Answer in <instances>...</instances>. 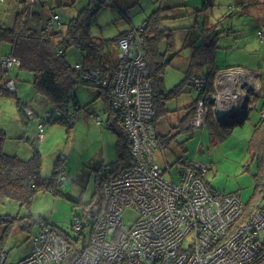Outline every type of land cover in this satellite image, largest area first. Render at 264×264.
Returning <instances> with one entry per match:
<instances>
[{"label": "rangeland", "instance_id": "obj_1", "mask_svg": "<svg viewBox=\"0 0 264 264\" xmlns=\"http://www.w3.org/2000/svg\"><path fill=\"white\" fill-rule=\"evenodd\" d=\"M13 1L2 2L3 8L6 9L4 17H7L8 14L13 15L17 9V3H13ZM69 1L70 4L67 6L56 7L60 20L63 22L76 16L89 2V0ZM193 2L198 4L197 23L199 25H202L207 18L214 17L215 20V13L223 14V16L219 15L217 19L221 20L217 30L224 32L218 39L219 56L216 60L218 67L223 69L226 66H243L246 70L260 72L264 81V3L254 10L259 15L260 19L258 20L251 14L242 15L240 18L236 17V12L243 8V5L228 7V4L234 5V0L206 6V9L203 8L201 0H193ZM122 6L126 8L129 21L122 18L114 7L102 5L92 20L90 34L96 39H101L103 44L108 41L112 44L111 40L118 34L139 28L153 11L162 6V2L160 0H124ZM172 12L178 13L179 11ZM195 18L194 14H190L183 18H173L175 21L170 19L172 22L169 26L178 27L173 34V44L175 50L180 51L181 57L174 58L172 65L165 68L164 86L167 90L174 88L185 77L183 68L187 64H185L184 58L189 57L190 47L184 43L186 35L190 42L191 37L197 32L192 31ZM231 27L235 31L228 40H225L224 35ZM236 38L238 39L235 40ZM6 50L7 46L1 47L2 53ZM104 51L108 53V48L105 47ZM67 59L73 66L76 62H81V53L71 48L68 50ZM22 73L16 67L9 71L11 78L16 82L17 95L21 102L32 108L39 116L34 114L27 118L22 117L17 112L15 100L2 98L0 100V125L8 130L4 151L27 159L32 150L37 148L41 154L40 174L42 177L52 176L54 164L59 159H63L67 177L57 187L60 191L57 194L48 190L38 191L28 206L21 207L17 201L12 199H7L0 205V215L2 216L11 218L25 216V220H30L31 223L33 220L36 221L30 230L16 224L15 226L19 227H15L10 236L5 239L4 247L8 253L6 264H17L20 259L29 254L32 239L43 222L55 225L72 239L77 238L78 235L72 230L74 220L84 217L89 208L97 202L101 203V198L99 199V196L96 198L95 195L97 174H101L100 167L117 159L116 134L105 125L107 113L104 111L102 98L93 99V95L86 90L88 88L85 86L80 85L77 88L81 109L74 110L75 106L72 104L69 107L75 114L73 126L68 128L67 125L60 123L45 124L43 134L39 137L37 128L39 117L44 116V110H52L53 106L48 101L44 104V98L37 94L31 82L22 78ZM17 74H19V80L16 79ZM243 79L240 86L234 87L233 90L225 89L223 93L232 97L238 93L237 89L239 88H241L240 93L245 88L255 87L260 83L261 76L256 73H246ZM244 84L247 85L242 88ZM263 86L262 82L260 88L254 89L257 96L264 95ZM188 89L191 90L192 97H189V93H183V96L179 98L166 101L168 114L166 112L164 114H167L166 116L158 117L160 122L157 127L160 134L169 135V120L176 119L180 110H183L187 98L193 100L197 98L198 91L190 86ZM43 105L45 106L43 107ZM253 106V101H250L247 105V116L243 122H236L231 126L220 125L221 129L228 132L222 141L211 140L204 127L196 131H190L191 128L186 130L183 125L181 128H177L174 136L175 142L179 145L175 143L169 150H166L167 162L174 180L177 181L178 178L180 166L178 159L190 160L205 168L203 180L209 188L226 193L236 192L242 202L247 203L254 194V174L257 171V161L249 148L254 125L260 119L258 108L255 109ZM16 114L20 119L19 126L15 122ZM24 119L25 123L22 122ZM183 124L187 125L188 121L187 123L184 121ZM25 129L27 130L25 136L29 138V141H24L21 137ZM155 162L161 170H164V179L171 181V176L158 153H155ZM134 215L132 210L127 213L130 218ZM86 234H89V230L86 231Z\"/></svg>", "mask_w": 264, "mask_h": 264}, {"label": "built area", "instance_id": "obj_2", "mask_svg": "<svg viewBox=\"0 0 264 264\" xmlns=\"http://www.w3.org/2000/svg\"><path fill=\"white\" fill-rule=\"evenodd\" d=\"M37 2L28 0L29 4ZM53 18L56 20V15ZM117 45L118 66L110 81L98 68L84 71L80 62L72 67L107 90L109 103L120 112L130 137L131 164L118 176L101 182L99 208L90 207L84 217L74 220L72 230L78 237L73 249V239L43 222L29 254L17 264L251 263L264 242V201L260 198L244 215L239 194L209 188L203 180L205 168L195 162H179L178 178L174 180L156 126L155 90L140 31L121 36ZM16 63L11 57L2 61L4 68ZM237 72L241 70H231L232 74ZM221 77V73L216 74L214 85L221 83ZM189 80L198 90L206 85L202 75H191ZM6 87L15 90L12 81ZM212 98L217 101L221 94L210 96L208 103ZM206 104L203 97L196 102L188 124L192 131L203 127ZM210 106L214 111V105ZM39 131L41 137L42 125ZM155 153L164 162L171 181L164 179ZM56 176L60 183L67 176L63 159ZM131 210L135 215L130 218L127 213ZM5 261L6 255L1 253L0 264Z\"/></svg>", "mask_w": 264, "mask_h": 264}, {"label": "trees", "instance_id": "obj_3", "mask_svg": "<svg viewBox=\"0 0 264 264\" xmlns=\"http://www.w3.org/2000/svg\"><path fill=\"white\" fill-rule=\"evenodd\" d=\"M5 1L0 0V100L2 98L15 100L17 112L22 117L27 118L35 114L31 108L21 102L17 95L16 82L9 74L10 69L15 67L20 73L23 72L22 78L31 82L37 94L53 106L52 110L44 111V116L39 117L38 131L39 125H42L43 131L45 124L60 123L67 125L68 128L73 126L74 119L72 117L75 118V114L73 109L70 110L69 107L72 104L75 106L74 110L81 109L77 97L78 86L87 87L86 90L93 95V99L102 98L104 111L107 113L105 125L116 134L117 159L100 167L101 174H97L96 179V198L98 196L99 199L101 198L100 186L102 181L118 176L131 164L129 154L130 137L123 127L120 112L109 103L107 90L85 79L69 63L67 53L71 48L81 53L80 63L84 71L98 68L102 72V76L110 81L118 66V39L132 30H139L155 90L154 110L156 118L167 112L164 108L166 100L177 98L180 94L187 92L189 86L196 89L189 80L191 75H202L206 78V85L200 90L196 89L198 91L197 99L194 104L188 107V114L184 117V121H190L195 112L196 102L203 97L207 100L203 127L207 129L210 139L214 142L226 138L228 132L220 128L210 106L211 103H208L209 97L215 93L214 82L216 73L219 70L215 66V53L221 31H218L216 26L206 27L204 22L199 25L197 20L195 21L192 29L198 27L199 32L196 34L195 42L187 45L192 51L185 77L174 88L170 90L164 88L165 68L172 65L174 58L180 55V51H176L173 44V34L178 27L169 26V24L175 21L173 18H183L192 14L187 9L180 14H178L179 12L173 13L172 11L181 9L180 2L172 6L170 3L175 0H160L162 6L153 11L139 28H133L118 34L111 40L112 44L109 41L103 44L101 39H96L90 34L89 29L92 20L101 6L107 5L114 7L122 18L129 21L125 11L126 8L122 6L124 0H89L88 4L76 16L65 22L60 20L56 7L69 5V0H38L37 3L33 4H29L28 0H14L13 3H17V9L13 15L8 14L7 17H4L6 9L3 8L2 2ZM207 5L208 1L205 0L203 8H206ZM198 11L196 9V12ZM54 15H56V20L53 18ZM2 46H7L4 53L1 52ZM105 47L108 48V53L104 51ZM6 57H11L17 60L18 63L9 68H4L2 61ZM16 79L19 80V74H17ZM10 81L14 83V91H9L6 87ZM253 103V107L259 110L260 119L254 125L249 148L257 161V171L254 174V194L244 204V215H247L251 206L259 198H264V97L258 100L257 96V98H254ZM28 111H30L29 114ZM246 116L247 112L245 118ZM22 122L25 123V119ZM6 139L7 131L0 125V205L5 200L12 199L17 201L21 207L28 206L38 191L48 190L54 194L59 193L57 187L61 183L57 181L56 175L61 160L55 162L51 177H42L40 174L42 160L39 150L34 148L27 159H22L16 154L12 155L4 151ZM161 139L165 152L171 148V145L177 143L174 135L162 136ZM178 161L187 165L192 164L190 160L186 161L181 158ZM99 205V202H97L93 207L99 208ZM25 218V216L11 218L0 215V254L4 253L6 260L8 253L4 247L5 239L10 236L15 227H19L15 225L19 224L24 229L30 230L32 224L36 223L34 220L31 223L30 220L27 221ZM53 226L58 234L68 237L64 231L58 229L55 225ZM68 241L70 242L69 239ZM75 241L76 239H73L70 242V249H73ZM70 256L71 252L67 257L68 261ZM249 264H264V242L256 258Z\"/></svg>", "mask_w": 264, "mask_h": 264}, {"label": "crops", "instance_id": "obj_4", "mask_svg": "<svg viewBox=\"0 0 264 264\" xmlns=\"http://www.w3.org/2000/svg\"><path fill=\"white\" fill-rule=\"evenodd\" d=\"M208 1V5L207 6H214V5H218L219 3H221V2H223V1H228V0H207ZM181 3L180 5V10H178L179 11V13L178 14H180L181 12H183L185 9H187L188 11H191L192 12V14H194L195 15V21L197 20V17H198V14H197V12H196V9L198 8V4H195L194 2H193V0H179V1H174V2H172V3H170V5H172V6H174V5H177V3ZM201 3L203 4L204 3V1L203 0H201ZM264 3V1L263 0H256V2H255V0L254 1H252V0H234V5L233 4H228V7L230 6V8H233V7H235V6H237V5H243V8H241L240 10H238L237 12H236V14H235V16L236 17H238V18H240L242 15H246V14H251L254 18H256V19H260L259 18V15L254 11L255 10V8L257 7V6H259L260 4H263ZM233 6V7H232ZM178 9V8H177ZM206 9V8H205ZM196 12V13H195ZM231 14V13H230ZM215 15V20H214V17H211L210 19H205L203 22H204V24L206 25V27H210V26H216V28L218 29V27L220 26V23H221V20L219 19V20H217L218 18H219V15H221V16H223V14H220V13H215L214 14ZM194 24H195V22H194ZM193 32L194 31H197L195 34H194V36H192L191 37V40H190V42L188 41V36L186 35V38H185V43H184V45L186 44V46L189 44V43H191V42H195V39H196V34L199 32L198 31V27H196V28H194L193 30H192ZM219 31H221V33H220V36L224 33L222 30H219ZM233 31H235L232 27H231V29L228 31V33L227 34H225L224 36V39L225 40H228V38L230 37V35H232V33H233ZM237 33V32H236ZM238 38H236L235 40H237ZM235 45V44H234ZM217 46H218V43H217ZM187 47H189V46H187ZM234 47V46H233ZM235 48H236V46H235ZM219 49V46H218V48H217V50H216V53H215V66L219 69L218 71H217V73L216 74H218V73H221V83H218L217 85H215V93L214 94H216L217 92L218 93H220L221 94V100L224 102L223 103V107H229V106H232V104L233 105H235L237 108H240L241 107V103H242V101H243V99L245 98V95H246V88H245V90L244 91H241L240 93H239V91L241 90V88H239V89H237V91H238V93L237 94H235V95H233L232 97H228L225 93H223L224 92V90L225 89H231V90H233V89H235L234 87H236V86H240L241 84V80L243 79V77H245V74L246 73H256V74H258L259 76H261V80H260V83H258L255 87H253V88H260L261 87V83L263 82L264 83V81H263V77H262V74L260 73V72H256V71H250V70H246L243 66H226V67H224L223 69L222 68H219L218 67V65H217V59H218V50ZM191 51H192V49L190 48V54H191ZM190 54H189V57H190ZM179 57H181L180 55H179ZM189 57L188 58H184V62H185V64H187V65H185L184 66V68L183 69H185L184 70V75H185V72H186V70H187V68H188V65H189ZM177 58V57H176ZM175 66V65H174ZM238 67H241V68H238ZM222 69V70H221ZM235 69H240L241 70V72H237V73H231V70H235ZM244 86L242 85V88H243ZM164 88H165V86H164ZM166 89V88H165ZM263 89H264V86H263ZM167 90V89H166ZM261 90V89H260ZM191 90H189V89H187V92H185V93H189V97H192V95H191ZM256 92V91H255ZM261 93H262V91H261ZM180 96H183V93L182 94H180L177 98H179ZM263 98L264 97V95L263 96H258V100H260V98ZM172 99V98H171ZM197 99V98H196ZM195 99V100H196ZM45 100V99H44ZM195 100H193L192 98H187V102H186V104H185V106H184V108H183V110H180V113H178V116H176V119H171V120H169V122H168V124H169V126H170V131L168 132V134H170V135H174L175 134V131L177 130V128H181L182 126L181 125H183V128L184 129H189V126H188V124H189V121H188V124L187 125H185V124H183V122H184V117H186L187 116V114H188V107L190 106V105H192V104H194V102H195ZM167 101V100H166ZM166 101H165V103H164V108L167 110V103H166ZM44 104H46V100H45V103ZM222 105V104H221ZM45 105H43V107H44ZM254 108V107H253ZM32 109V108H31ZM47 109V108H46ZM34 111V110H33ZM45 111V110H44ZM34 113L36 114V116L38 115V113H36L35 111H34ZM167 114H168V110H167ZM166 114V115H167ZM166 115H161L162 117H164V116H166ZM167 119H169L168 117H166ZM19 117H18V114H16L15 115V122L17 123V125L19 126ZM186 121V123H187V120H185ZM159 122H160V118H157L156 119V126L159 124ZM38 124V123H37ZM4 127V126H3ZM5 128V127H4ZM6 129V128H5ZM201 129V128H200ZM157 130H158V127H157ZM7 132H8V130H6ZM26 133H27V130L25 129V130H23V134H22V139L24 140V141H29V138H27V136H25L26 135ZM159 133V132H158ZM43 134V133H42ZM159 135L162 137V136H166V135H162V134H160L159 133ZM4 146H5V144H4ZM62 160V159H61ZM65 166V165H64ZM65 169H66V166H65ZM67 173V172H66ZM217 191V190H216Z\"/></svg>", "mask_w": 264, "mask_h": 264}, {"label": "water", "instance_id": "obj_5", "mask_svg": "<svg viewBox=\"0 0 264 264\" xmlns=\"http://www.w3.org/2000/svg\"><path fill=\"white\" fill-rule=\"evenodd\" d=\"M247 84H244L243 86L246 87ZM253 87L246 88V95L251 94V92L255 91ZM211 104L214 105V117L217 121V123L221 126H228L233 125L235 122L243 121L245 116L239 117V114L241 112V107L237 108L235 105L232 104V106L229 107H223V101L218 99L217 101L212 98L210 101ZM222 104V105H221ZM247 110L245 111L244 115H246Z\"/></svg>", "mask_w": 264, "mask_h": 264}, {"label": "flooded vegetation", "instance_id": "obj_6", "mask_svg": "<svg viewBox=\"0 0 264 264\" xmlns=\"http://www.w3.org/2000/svg\"><path fill=\"white\" fill-rule=\"evenodd\" d=\"M254 98H257V94L255 91L251 92V94L247 95V97H245L241 103V112L239 114V119L242 116H245L244 113L247 110V105L250 101H254Z\"/></svg>", "mask_w": 264, "mask_h": 264}, {"label": "bare ground", "instance_id": "obj_7", "mask_svg": "<svg viewBox=\"0 0 264 264\" xmlns=\"http://www.w3.org/2000/svg\"><path fill=\"white\" fill-rule=\"evenodd\" d=\"M243 81L245 82V80L243 79Z\"/></svg>", "mask_w": 264, "mask_h": 264}]
</instances>
